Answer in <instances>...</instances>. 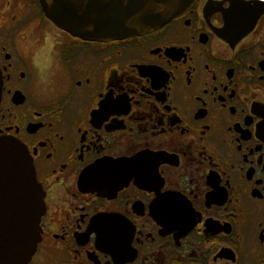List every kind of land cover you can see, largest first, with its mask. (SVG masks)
I'll return each mask as SVG.
<instances>
[{
    "label": "flooded vegetation",
    "instance_id": "obj_1",
    "mask_svg": "<svg viewBox=\"0 0 264 264\" xmlns=\"http://www.w3.org/2000/svg\"><path fill=\"white\" fill-rule=\"evenodd\" d=\"M0 69L44 193L28 264H264V0L112 42L0 0Z\"/></svg>",
    "mask_w": 264,
    "mask_h": 264
},
{
    "label": "water",
    "instance_id": "obj_2",
    "mask_svg": "<svg viewBox=\"0 0 264 264\" xmlns=\"http://www.w3.org/2000/svg\"><path fill=\"white\" fill-rule=\"evenodd\" d=\"M58 29L88 42L140 37L183 17L200 0H39ZM3 77L0 69V105ZM44 193L19 141L0 137V264H28L42 239Z\"/></svg>",
    "mask_w": 264,
    "mask_h": 264
}]
</instances>
